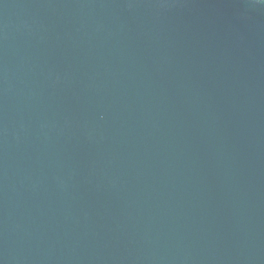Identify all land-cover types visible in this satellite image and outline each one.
<instances>
[{"label":"water","instance_id":"95a60500","mask_svg":"<svg viewBox=\"0 0 264 264\" xmlns=\"http://www.w3.org/2000/svg\"><path fill=\"white\" fill-rule=\"evenodd\" d=\"M0 264H264V2L0 0Z\"/></svg>","mask_w":264,"mask_h":264},{"label":"clouds","instance_id":"9594fccd","mask_svg":"<svg viewBox=\"0 0 264 264\" xmlns=\"http://www.w3.org/2000/svg\"><path fill=\"white\" fill-rule=\"evenodd\" d=\"M262 2H264V0H262Z\"/></svg>","mask_w":264,"mask_h":264}]
</instances>
